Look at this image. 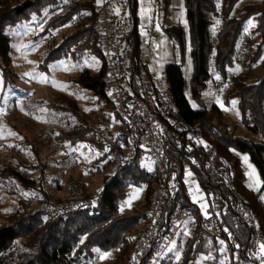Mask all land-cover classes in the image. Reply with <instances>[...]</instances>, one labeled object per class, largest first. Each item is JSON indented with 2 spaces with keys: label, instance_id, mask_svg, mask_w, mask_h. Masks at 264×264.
<instances>
[{
  "label": "trees",
  "instance_id": "16d2710c",
  "mask_svg": "<svg viewBox=\"0 0 264 264\" xmlns=\"http://www.w3.org/2000/svg\"><path fill=\"white\" fill-rule=\"evenodd\" d=\"M99 1L0 0V72L4 85L12 87L18 78L12 68V41L4 34L5 30L30 22L34 16H41L47 8L54 12L63 7L66 8L65 13L47 24L39 37L52 34L72 22H76L75 30L65 34L62 41L50 49L40 68L48 71L51 64L65 58L78 61L84 56H94L100 61V68L96 72L84 69L78 84L97 97L98 102L103 104L105 113L113 112V116L108 119H117L116 110L103 86L107 64L95 30V7ZM115 1L123 16L127 15L126 11L129 12L126 17L134 25V50L124 51V62L129 64L128 60H132L138 70L142 53V41L138 32V1ZM241 1L221 0L219 6L217 0H185L188 31L182 26L166 29V33L175 41L181 60L186 56L188 44L190 46L193 70L188 86L185 84L183 62L167 64L166 76L181 117L202 128L205 146L191 156L185 150L183 141L175 145L167 144V147H163V171L152 163V169L148 170L144 166V160L137 156L129 165L107 175L99 197L90 198L85 205L71 211L48 213L24 208L12 212L0 224V264H93L98 260V253L112 251L117 252L114 264H121L120 261L127 257L128 264H145L147 256L138 258L131 235L137 229H140V234L143 232L153 189L161 180L178 187L176 195L167 194L162 213L163 223L178 206L195 213V219L189 223L192 225V233L186 240L179 264H196L200 254L213 257L207 264H220L221 257L229 264L220 240L209 235L202 227V221L208 214H214L219 219L225 235L234 234L243 244L250 241L251 233L246 227L235 229L232 224L233 210L239 196L264 232V202L261 199V193L264 192V0L238 7ZM171 2L172 0H158V9L166 11ZM253 17H256V26L252 34L260 38V43L251 62L256 63L262 58L263 76L257 82H248L243 76H232L229 70L236 64L239 41L247 22ZM216 18L220 21V28L214 40L212 27ZM213 57L215 74L222 83H230L225 94V104L229 105L233 100L238 102L239 123L233 129L226 124L224 113L218 105L214 104L209 108L204 99V92L212 81L210 63ZM53 107L70 112L66 107ZM240 128L246 129L251 137L238 135ZM57 138L61 143H82L107 150L102 139V129L87 125L80 119L77 125L61 131ZM184 138L185 135L182 134L180 140ZM124 140L128 145L127 136ZM238 153H248L257 167L262 179L259 192L246 186V176ZM211 158L216 160V171L208 167ZM101 164L112 169L108 151L97 159L96 166L100 168ZM187 168L194 172L196 181L207 195L206 213L192 199L185 178ZM4 172L22 186L27 187L31 183L17 167H5ZM226 177L230 178L229 182ZM142 185L146 186L144 210L123 213L121 208L128 197L129 187ZM182 233L181 230L179 235ZM179 235L174 243L179 242ZM171 257L172 255L164 257L161 264H171Z\"/></svg>",
  "mask_w": 264,
  "mask_h": 264
},
{
  "label": "rangeland",
  "instance_id": "374dc122",
  "mask_svg": "<svg viewBox=\"0 0 264 264\" xmlns=\"http://www.w3.org/2000/svg\"><path fill=\"white\" fill-rule=\"evenodd\" d=\"M137 1L138 32L142 50L151 59L155 87L159 91L169 90L166 66L173 62H183L184 77L189 84L193 70L190 46L188 44L186 56L181 60L174 39L166 33V29L172 26H182L188 31L185 0H172L166 11L158 9V0ZM260 1L242 0L238 7ZM217 3L220 6L221 0ZM65 11L63 7L54 12L47 8L41 16H34L30 22L7 28L4 32L12 41V68L18 78L15 85L6 87L0 72V224L7 215L24 208L47 212L46 209L51 207L48 213H62L70 204L85 205L90 198L99 197L107 175L114 171L113 165L112 169L104 167V164L99 165L100 168L96 166L97 159L107 152L106 149L82 143H61L57 138L61 131L77 125L79 119L87 125L103 129V122L113 116L112 111L105 113L97 97L78 84L84 69L96 72L100 68V61L94 56H84L78 61L65 58L51 64L48 71L40 68L50 49L57 46L65 34L75 30L76 22H72L52 34L39 37L46 25ZM126 14L129 15V12L126 11ZM255 26L256 17H253L247 22L239 41L236 64L229 70L232 76H243L248 82H257L263 76L261 60L264 50L258 62H251L260 43V38L252 34ZM219 28L220 21L216 18L212 27L214 40ZM210 67L212 81L204 92V99L209 108L218 105L226 124L233 129L239 123L238 102L233 100L229 105L225 104L230 83H222L215 74L214 57ZM188 97L195 107L193 99L190 95ZM53 106L66 107L70 112L56 110ZM237 134L251 137L244 128H240ZM238 156L246 176V186L259 192L262 179L257 167L248 153H238ZM144 166L152 169L151 161H144ZM5 167H17L31 183L25 187L14 178L7 177ZM185 178L193 201L206 213L207 195L190 168L186 169ZM145 190V185L130 186L121 211L125 214L143 211ZM261 199L264 202V192ZM182 231L179 242L165 253V257L172 255L171 264H179L186 240L192 233V225L188 224ZM139 234L140 229H137L131 235L136 246ZM98 255L93 264H114L117 252H100ZM212 259L211 255L200 254L196 264H207ZM128 261L127 257L120 263L128 264ZM220 264H226V259L221 257Z\"/></svg>",
  "mask_w": 264,
  "mask_h": 264
},
{
  "label": "built area",
  "instance_id": "2783aa9c",
  "mask_svg": "<svg viewBox=\"0 0 264 264\" xmlns=\"http://www.w3.org/2000/svg\"><path fill=\"white\" fill-rule=\"evenodd\" d=\"M95 30L99 35L102 54L107 67L103 86L109 101L118 115L117 119L103 122L102 138L107 145L109 160L114 171L129 165L137 156L164 170V148L183 141L188 155L205 146L203 130L196 124L186 122L180 114L176 99L170 90L159 91L152 80L151 59L146 52L140 54V68L132 60L124 62V51L134 50L132 38L134 25L123 16L115 0H101L95 7ZM182 134L184 140H180ZM127 136V145L124 137ZM209 153V149H207ZM208 167L216 171V160L211 158ZM227 182L230 181L226 177ZM231 189L235 192L234 187ZM176 184L159 181L153 189L146 212L143 232L136 246L138 258L147 256L145 264H161L166 251L177 239L181 230L195 219V213L178 206L163 223L162 213L168 193L176 195ZM226 205H229L226 202ZM78 206L70 204L65 211ZM79 207V206H78ZM51 212V207L46 209ZM232 224L235 229L246 227L251 239L243 244L234 234L225 235L219 219L208 214L202 221L203 229L220 240L228 256L229 264H264L261 245L264 232L256 217L238 197L233 210ZM223 242V243H222Z\"/></svg>",
  "mask_w": 264,
  "mask_h": 264
},
{
  "label": "snow or ice",
  "instance_id": "6c2138e0",
  "mask_svg": "<svg viewBox=\"0 0 264 264\" xmlns=\"http://www.w3.org/2000/svg\"><path fill=\"white\" fill-rule=\"evenodd\" d=\"M244 159H245V161H247V157H244ZM261 253H262V255H264V245H261Z\"/></svg>",
  "mask_w": 264,
  "mask_h": 264
},
{
  "label": "crops",
  "instance_id": "0c3cea01",
  "mask_svg": "<svg viewBox=\"0 0 264 264\" xmlns=\"http://www.w3.org/2000/svg\"><path fill=\"white\" fill-rule=\"evenodd\" d=\"M101 1V0H100ZM138 6V5H137ZM143 51V50H142ZM187 86H188V84H187Z\"/></svg>",
  "mask_w": 264,
  "mask_h": 264
},
{
  "label": "water",
  "instance_id": "95a60500",
  "mask_svg": "<svg viewBox=\"0 0 264 264\" xmlns=\"http://www.w3.org/2000/svg\"><path fill=\"white\" fill-rule=\"evenodd\" d=\"M185 84L187 85V82H185Z\"/></svg>",
  "mask_w": 264,
  "mask_h": 264
}]
</instances>
